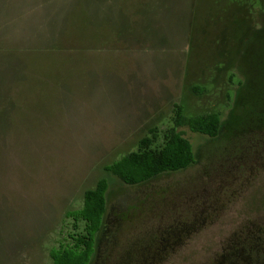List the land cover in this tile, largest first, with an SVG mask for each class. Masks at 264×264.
<instances>
[{"label":"rangeland","instance_id":"1","mask_svg":"<svg viewBox=\"0 0 264 264\" xmlns=\"http://www.w3.org/2000/svg\"><path fill=\"white\" fill-rule=\"evenodd\" d=\"M176 105L221 116L192 166L106 171ZM103 177L92 264H264V0H0V264H51Z\"/></svg>","mask_w":264,"mask_h":264},{"label":"trees","instance_id":"2","mask_svg":"<svg viewBox=\"0 0 264 264\" xmlns=\"http://www.w3.org/2000/svg\"><path fill=\"white\" fill-rule=\"evenodd\" d=\"M184 127L215 138L221 128V116L217 112L189 116L181 105H176L171 127L151 130L139 140L136 150L107 165L106 171L129 186H137L189 168L196 158L191 140L181 129ZM109 188L106 177L99 179L85 191L82 207L67 212L70 228L59 245L51 249V264L93 263L105 228Z\"/></svg>","mask_w":264,"mask_h":264}]
</instances>
